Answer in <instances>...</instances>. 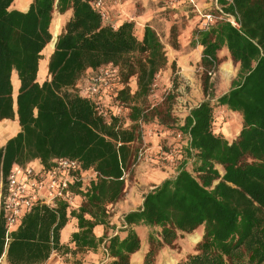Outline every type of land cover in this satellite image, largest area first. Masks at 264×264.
<instances>
[{"label": "trees", "instance_id": "1", "mask_svg": "<svg viewBox=\"0 0 264 264\" xmlns=\"http://www.w3.org/2000/svg\"><path fill=\"white\" fill-rule=\"evenodd\" d=\"M13 2L0 0V121L17 120L19 130L0 147V179L14 165L37 160L47 166L57 157L76 158L97 176L71 185L72 207L32 206L7 243L0 220V258L5 251L8 264H37L52 250L75 255L102 244L105 264H129L141 247L134 226L143 225L149 231L142 264H157L164 245L202 226L194 250L173 264H264V0H216L223 19L194 29L191 43L201 45L202 65L215 67L218 51L225 49L238 63L237 74L225 92L191 107L176 126L188 142L177 149L173 175L144 192L136 209L122 214L117 232L100 236L93 232L96 225L114 228L108 226L106 205L125 192L124 175L135 156L131 143L140 137L138 120L149 118L133 104L132 123L123 127L110 107L100 112L76 85L86 71L112 63L120 67L124 83L132 75L137 78L133 94L125 85L116 97L147 96L167 62L163 44L149 24L139 39L132 21L105 23L91 0H31L25 10L12 7ZM55 11L70 16L46 57L49 78L40 83L38 70L52 40ZM171 38L177 46L174 26ZM13 74L19 83L15 95ZM203 86L207 93L206 76ZM172 101L168 94L155 107L161 123L172 118ZM224 105L241 114L240 130L231 141L213 128L215 107ZM71 218L76 230L68 243L61 242L60 232Z\"/></svg>", "mask_w": 264, "mask_h": 264}, {"label": "rangeland", "instance_id": "2", "mask_svg": "<svg viewBox=\"0 0 264 264\" xmlns=\"http://www.w3.org/2000/svg\"><path fill=\"white\" fill-rule=\"evenodd\" d=\"M30 1L25 7H22L14 0L12 7L26 9ZM106 6L107 15L104 22L110 23L112 26H117L122 21H132L134 23V34L139 39L142 36L144 25L149 24L162 42L167 58L164 67L156 73L147 96L135 97L133 100L128 97L125 100L117 97L121 105V112L119 114L121 126L127 127L132 123L129 119V113L131 111L130 106L133 104L141 106L143 113L148 114L149 120L146 122H143L142 118L138 120L140 137L131 143L135 155L134 163L130 171L126 173V180H128V182L126 181L123 196L115 203L106 205L108 211V226L114 225V228L102 226V234L107 232V234L110 235L117 232V229L120 227L122 214L126 211L136 209L142 202L139 193L138 195H126L128 189L132 186L130 182L135 176L134 166L143 162L151 164L153 163L151 159L155 158L160 162L164 161L165 164L171 165L173 167V172H171V174L173 175L177 166L176 160H174V162H169L165 159L162 160L160 156L164 157V155L160 152L170 151L174 158L178 157L177 149H179V145H183V148L185 147L184 143L187 136L183 133H181V136H178L180 132L176 131V126L183 123L191 107L207 98L214 100L218 95L229 88L232 79H234L237 74L238 63L232 61L225 49H221L218 51L219 63L213 68H205L200 60L201 45L191 43L194 29L208 27L204 24L206 19L205 14L212 15V22L214 19H223L225 16L217 5L216 0H107ZM118 8L119 11L116 12ZM67 15L68 14L65 15L66 19L64 20L63 16H60L57 11L53 13L52 23L55 22L59 24V32L67 20ZM120 15L122 16L120 17ZM229 18L232 19L233 17L228 16V19ZM172 26L175 27L177 46L172 45ZM57 35L55 38L52 36V40L54 38V43ZM50 53L42 51L45 58ZM44 61L45 59H43L42 67L39 70L41 73L38 72L40 78L43 77L42 75L46 76L43 70ZM172 63H174V67ZM119 68L120 67H118V77L114 81L115 89L118 91L127 85L129 93L133 94L137 89L136 75L130 76L127 82L124 83ZM87 73L88 71L82 76L81 83L83 84V80ZM205 76L208 78L209 83L207 93L203 90ZM13 77L15 78L12 80L13 94L15 95L17 89L14 83L16 75L14 74ZM168 94H173L171 107L172 118L170 121L161 123L159 116L155 115L156 112L154 109L164 102ZM113 105H115V101L109 103V106ZM1 123L3 127H9L8 129L11 131L8 134L9 136L17 130V126L16 130L12 128L13 125H16L14 120L10 122L1 121ZM240 127L241 114L239 112L232 111L225 105L215 107L213 124L215 132H220L226 139L231 141L238 134ZM143 145H154L158 147V150L152 155L151 159H149L148 156H146V158H144V155L139 156L140 148H142ZM157 155H159L158 158ZM216 167L221 173V166L217 165ZM68 222L71 227L73 224L72 218L69 219ZM134 228L141 238L140 248L146 251L148 247L147 232L149 231V227L139 225L134 226ZM202 232L203 227L199 226L191 233L180 235L174 241L173 245H164L157 252V264H173L179 258L192 252L195 244L201 239ZM67 240L64 243H68ZM69 245L72 246V243H69ZM62 256L68 264H105L108 260L102 244L94 250L76 253L75 255L67 253L62 254ZM129 264H140V260L136 258L132 259L131 257Z\"/></svg>", "mask_w": 264, "mask_h": 264}, {"label": "built area", "instance_id": "3", "mask_svg": "<svg viewBox=\"0 0 264 264\" xmlns=\"http://www.w3.org/2000/svg\"><path fill=\"white\" fill-rule=\"evenodd\" d=\"M107 0H91L92 6L104 20L107 15ZM206 26L212 22L211 14H205ZM236 24L234 18L228 19ZM118 77V67L112 63L101 65L96 70H89L85 76L84 84L78 83L76 88L79 94L91 97L99 111L103 113L111 108L114 115L121 112V105L117 100V90L114 81ZM111 101L115 105L109 106ZM181 136V133H178ZM188 139L185 140L187 145ZM143 148V149H142ZM140 148L139 156H147V146ZM164 158L174 162L171 152H163ZM125 173V177H126ZM97 172L93 169H82L80 161L76 158L57 157L43 166L39 161H30L24 165H14L5 180L0 179V220L5 227V241L10 239L11 230L20 222L22 216L34 205L56 206L58 203L72 207L75 194L71 185L76 181H87L95 178ZM5 243V248L7 244ZM5 253V251H4ZM52 256L55 260H51ZM37 264H68L62 254L52 250L48 258Z\"/></svg>", "mask_w": 264, "mask_h": 264}, {"label": "crops", "instance_id": "4", "mask_svg": "<svg viewBox=\"0 0 264 264\" xmlns=\"http://www.w3.org/2000/svg\"><path fill=\"white\" fill-rule=\"evenodd\" d=\"M107 7V6H106ZM20 9V8H19ZM25 10V9H22ZM107 10V9H106ZM121 10V9H120ZM119 11V8L116 9V12ZM67 15V19L70 16V12L67 11L64 14H60V16H63L64 20L66 19L65 15ZM122 15H120L121 17ZM41 63H43V60L40 62V66ZM39 66V67H40ZM43 70L46 73V76L42 75L43 77L40 78L39 76L37 77L38 82H42L43 80L49 78V75L47 73V58H45L44 64H43ZM39 72V70H38ZM41 73V71L39 72ZM14 75V74H13ZM15 79L12 76V80ZM16 87H18V79L16 78V80L14 81ZM1 121H9L10 120H1ZM0 121V147L6 142V140L13 136L18 130H19V126L17 123V120H14V122L16 123V125H13L15 127L12 128L13 130H16V126H17V130L11 134L10 136L8 135L11 131L8 129L9 127L7 126L6 128L3 127V124ZM5 128V129H4ZM3 129V130H2ZM8 130V131H7ZM6 132V133H5ZM5 133V134H4ZM2 134V135H1ZM147 146V156L149 157V159H151L152 155L155 154V152L158 150L157 146L154 145H146ZM149 152V153H148ZM156 156V155H155ZM159 157V155L157 156V158ZM148 159V158H147ZM153 161V163H148V162H143L141 164L135 165V176L134 179L130 182L132 186H130L131 188L128 189L126 195H138V193L140 194V200L142 201V195L144 192H146L148 189L152 188L154 184L159 183L163 178L167 177V176H171V172H173V167L169 164H165L164 162H160L158 159L152 158L151 159ZM128 182V180H126ZM140 201V202H141ZM67 222L65 224V226L62 228L61 232H60V240L61 242H65L70 233L74 230H76V226H75V221L72 220V225L70 227V223ZM69 229V230H68ZM94 233L96 234V236H100L102 234L103 231V227L101 225H96L93 229ZM144 250L143 249H139L136 252H134L132 254V259L136 258L137 260H140V264L142 262V258L144 255ZM51 260H55V258L52 256ZM0 264H8L7 260H6V254L3 253L1 258H0Z\"/></svg>", "mask_w": 264, "mask_h": 264}, {"label": "bare ground", "instance_id": "5", "mask_svg": "<svg viewBox=\"0 0 264 264\" xmlns=\"http://www.w3.org/2000/svg\"><path fill=\"white\" fill-rule=\"evenodd\" d=\"M30 0H16V2L22 6V7H25L27 5V3L29 2ZM51 28H52V36L55 38V36L58 34L59 32V24L58 23H55L53 22L52 25H51ZM54 38L53 40H51L48 45L46 46V48L44 49V52H49L52 50L53 46H54ZM42 67V63H41V66H40V69ZM227 70V69H226ZM227 73V72H226ZM1 125V124H0ZM6 128V127H5ZM4 128V129H5ZM3 130V129H2ZM10 130V129H9ZM8 131V130H7ZM6 133V132H5ZM4 133V134H5ZM2 135V134H1ZM196 239V238H195Z\"/></svg>", "mask_w": 264, "mask_h": 264}]
</instances>
